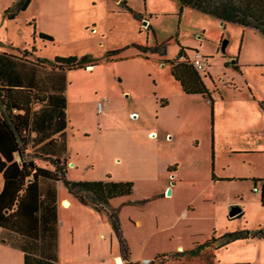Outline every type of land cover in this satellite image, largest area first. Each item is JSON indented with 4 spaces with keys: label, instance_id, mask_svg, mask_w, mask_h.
I'll return each instance as SVG.
<instances>
[{
    "label": "rangeland",
    "instance_id": "rangeland-1",
    "mask_svg": "<svg viewBox=\"0 0 264 264\" xmlns=\"http://www.w3.org/2000/svg\"><path fill=\"white\" fill-rule=\"evenodd\" d=\"M22 2L0 0V49L11 51L15 47L20 55L49 61L58 56H76L86 58V63L98 62L93 69L68 73L69 113L73 123L84 113L88 126L98 122L102 114L97 115L96 111L105 108L98 103V97L103 96L107 86L114 94L126 85L149 93L153 99L149 100L151 106L142 111L133 107L124 110L115 101L113 116L130 125L160 128L162 158L171 157L173 165L177 163L191 174L202 173L200 184L214 166L231 178L230 183L221 184L222 203L226 200L240 203L230 207L227 215L223 206L217 208L214 237L264 229L261 195L253 192L254 181L261 190L264 180V108L260 104L264 105V36L251 28L222 25L217 18L191 8L181 12L179 0H31L27 9L21 11ZM125 3L140 16L139 20L126 11ZM9 14H14V18H9ZM40 32L51 35L54 42L44 44L48 46L45 48L38 41ZM161 43H168L167 54L150 55L148 59L132 47V44L153 47ZM126 46L130 48L122 53V60H106L108 51ZM182 47L190 61L195 51L208 58L209 67L199 74L213 101L203 96L181 99L176 96L180 85L172 77L167 61L176 58ZM163 96H167L170 107L162 108ZM133 100L124 101L131 105ZM156 101L158 108L152 106ZM133 112L136 113L131 115ZM167 132L173 133V140L166 139ZM129 175L135 177V173L125 171L124 176ZM131 181L135 184L133 194L118 198L113 204L120 211L121 228L131 253L128 261L122 259L123 263L151 264L160 261L162 254L181 252L179 247L175 251L177 241L171 237L170 219L180 211L182 203L154 199L167 184L162 180L136 177ZM169 190L165 192L167 197ZM235 208L242 209L243 216L230 217ZM117 240L112 233L115 252ZM87 242L81 239L75 254L69 255L66 250L62 261L116 264V255L109 257L110 250L89 257ZM185 244L191 247V243ZM216 245L193 260L181 258L165 264H215ZM261 251L260 264H264V238L238 239L218 250L216 264H245L237 262L251 261Z\"/></svg>",
    "mask_w": 264,
    "mask_h": 264
},
{
    "label": "crops",
    "instance_id": "crops-1",
    "mask_svg": "<svg viewBox=\"0 0 264 264\" xmlns=\"http://www.w3.org/2000/svg\"><path fill=\"white\" fill-rule=\"evenodd\" d=\"M34 39L35 44L36 38ZM38 41L45 48L48 47L44 45L48 42L39 38ZM33 49L36 50L35 47ZM16 51L15 47L11 51L0 49V89L28 90L43 99L33 103L31 108L29 130L25 136V155L28 159L33 160L39 168L50 171H54V167L40 157L60 159L66 163L67 178L72 181H97L108 178L131 181L139 177L166 182L163 192L157 194L154 199L164 198L173 203H182L180 211L173 212L170 219L171 237L177 241L175 251H178V247L180 251L195 249L217 234L213 220L217 215V208L223 206L225 213L230 207L240 203L238 200H226L222 203L224 190L221 184L230 183L231 178L221 174L217 166H214L211 174L207 173L200 184L202 173L191 174L184 171L179 164L173 165L171 157L168 160L162 158L160 128L154 129L146 124L130 125L113 116L115 101L124 110L133 107L142 111L151 106L149 100L153 99L149 93L132 90L126 85L114 94L111 87L107 86L103 96L98 97V103L105 106L104 110L98 108L96 111L97 115L102 114L98 122L88 126L87 122L84 123L87 119L84 113L75 124L69 113L68 73L78 69L43 65L38 62L41 58L23 56ZM118 61L120 60L108 62ZM205 84L207 85L206 82ZM176 96L181 99L185 96L201 95H188L180 85ZM129 99H134L131 105L124 101ZM154 100H158L157 97ZM162 103L163 109L170 107L167 96L162 97ZM152 104L154 108H158L157 101ZM92 112H95L94 109ZM134 113L136 112L131 115ZM173 137V133L167 132L168 141L173 140ZM15 157L17 161L21 160L18 153ZM128 170L135 173L134 178L130 175L124 176ZM262 182L260 195L263 204L264 180ZM254 183L257 186V181ZM4 184L3 173H0V193ZM167 189H170L169 197L165 193ZM38 192L39 240H30L0 227V264H24L26 251L40 258L56 260L58 264H66L62 261V256L66 250L69 255L75 254L83 238L88 240L89 257L92 253L97 254L106 249L110 250L109 257L116 255V264H124L119 256V242L117 252L114 251L112 233H115L106 213L81 204L61 181L41 178L38 181ZM117 199L112 200V208H116L113 204H116L114 202ZM202 212L205 213L201 214ZM243 214L242 212L240 215ZM157 219L159 222V216ZM137 225H141V222L137 221ZM67 232L69 236L66 235ZM185 243H191V247ZM215 252L216 264L218 250ZM262 261L261 251L253 260L237 263L260 264Z\"/></svg>",
    "mask_w": 264,
    "mask_h": 264
},
{
    "label": "trees",
    "instance_id": "trees-1",
    "mask_svg": "<svg viewBox=\"0 0 264 264\" xmlns=\"http://www.w3.org/2000/svg\"><path fill=\"white\" fill-rule=\"evenodd\" d=\"M30 2L31 0H23L20 10H26ZM179 2L181 12L184 8H191L217 18L223 22V25L235 24L242 28H251L264 36V0H179ZM125 6L126 11L131 13L135 19H140V16L126 3ZM8 16L13 19L15 15L9 14ZM36 35L35 31L34 38ZM38 38L43 42H54V38L46 33L40 32ZM132 47L139 51L142 57L148 59L150 55L165 56L168 43L157 44L153 47L132 44ZM129 48L130 46H126L108 51L106 60H122L120 55ZM85 60L86 58L81 59L76 56H58L53 61L38 59V62L69 70L91 68L98 64L96 61L86 63ZM167 62L171 66V75L180 83L184 93L201 95L212 100L210 89L187 58L183 47L176 58ZM42 100V97L28 90L0 89V173H3L5 180L3 191L0 193V227L7 228L30 240H39L38 181L41 178L61 181L68 192L81 204L92 206L97 211L107 214L119 242L120 255L124 261H128L131 253L121 228L120 211L118 208H112L111 202L116 198L131 196L134 192V182L116 181L111 178L97 181H72L67 178L66 163L60 159L40 157L50 162L54 171L39 168L33 160L28 159L25 155V136L29 130L30 112L33 103ZM260 104L264 108L263 103L260 102ZM16 153L19 154L20 161H17ZM255 238L263 239L264 229L243 230L225 234L220 238L212 237L210 241L195 249L162 254L160 261L155 262L154 260L151 264H165L181 258L193 260L218 242V245L213 247L215 251L226 248L238 239ZM213 259L216 260L215 255ZM24 264L58 263L56 260L40 258L26 251Z\"/></svg>",
    "mask_w": 264,
    "mask_h": 264
},
{
    "label": "built area",
    "instance_id": "built-area-1",
    "mask_svg": "<svg viewBox=\"0 0 264 264\" xmlns=\"http://www.w3.org/2000/svg\"><path fill=\"white\" fill-rule=\"evenodd\" d=\"M190 62L198 72L205 71L209 67L208 58L202 56L198 51H195V57ZM254 192L259 193L261 192V190L257 186H255ZM263 209H264V204H263Z\"/></svg>",
    "mask_w": 264,
    "mask_h": 264
},
{
    "label": "water",
    "instance_id": "water-1",
    "mask_svg": "<svg viewBox=\"0 0 264 264\" xmlns=\"http://www.w3.org/2000/svg\"><path fill=\"white\" fill-rule=\"evenodd\" d=\"M145 24H147V22H145ZM221 24L223 25V22H221ZM226 45H227V41L224 42L223 49H225ZM168 194H170V191L168 192ZM241 211L242 210L240 208L233 209V211L230 213V217H237L238 215L241 214Z\"/></svg>",
    "mask_w": 264,
    "mask_h": 264
}]
</instances>
